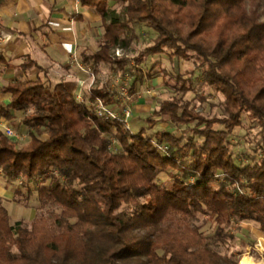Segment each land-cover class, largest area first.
<instances>
[{
	"label": "trees",
	"instance_id": "obj_1",
	"mask_svg": "<svg viewBox=\"0 0 264 264\" xmlns=\"http://www.w3.org/2000/svg\"><path fill=\"white\" fill-rule=\"evenodd\" d=\"M261 2L79 0L96 10L103 30L97 49L81 51L80 62L94 72L105 64L113 74L128 73L131 93L147 78L140 64L168 51L171 62L202 68L204 81L223 96L221 112L207 117L197 111L193 102L204 98L184 99L192 87L179 77L173 89L180 96L160 99L133 134L124 122L93 112L89 101L95 97L113 105L106 83L94 85L87 102L62 82L52 83L44 70L35 80L2 87L11 100L0 105V115L13 119L21 113L19 122L30 133L18 147L0 132V181L13 186L20 175L24 184L14 188V202L23 197L27 205L32 198L58 212L52 224L35 218L28 227L22 220L11 223L0 199V264H237L242 250L220 255L192 220L202 215L212 225L209 238L226 246L236 241L230 231L234 221L250 222L264 235V155L256 157L252 146L246 163L237 164L229 141L243 115L258 124L264 140ZM134 22L155 36L130 63L114 50L130 45ZM161 70L166 84L168 74ZM155 117H164L171 129L147 134L162 122ZM111 139L118 150L110 148ZM168 169L181 175L171 172L169 185L157 183ZM33 183L38 185L32 188Z\"/></svg>",
	"mask_w": 264,
	"mask_h": 264
},
{
	"label": "crops",
	"instance_id": "obj_2",
	"mask_svg": "<svg viewBox=\"0 0 264 264\" xmlns=\"http://www.w3.org/2000/svg\"><path fill=\"white\" fill-rule=\"evenodd\" d=\"M102 32L100 15L93 7L80 5L79 0H0V105L5 107L11 100V94L4 92L2 87L16 80H35L42 75V70L52 83L62 82L70 93L76 95L80 92L87 102L89 95L79 82L85 79V75L70 63L73 55L80 62L79 53L83 50L94 52ZM30 62L34 64L28 67ZM103 65L105 64L98 66L97 72L93 71L94 85L106 83L108 91L111 86L117 85L110 80V76L116 74L99 78ZM141 87V84L136 85L131 92L132 114L135 118L134 121L131 120V126L130 121L128 125L133 134L143 124L140 122L145 117L141 116L142 112L151 113L157 108L149 110V103L141 101L147 89L141 90ZM108 92L114 95L112 91ZM137 99L139 102H135ZM14 121L15 118L7 119L0 115V132L4 133V122L13 128ZM15 129L16 133L24 137L22 140H15L17 144L29 140V127L19 123ZM26 136L28 140L25 141ZM13 190V186L0 181L2 203L7 200L6 202L17 205L12 200Z\"/></svg>",
	"mask_w": 264,
	"mask_h": 264
},
{
	"label": "rangeland",
	"instance_id": "obj_3",
	"mask_svg": "<svg viewBox=\"0 0 264 264\" xmlns=\"http://www.w3.org/2000/svg\"><path fill=\"white\" fill-rule=\"evenodd\" d=\"M115 14H119L121 11V7L119 4H115L112 6ZM260 13V19H264V2L260 3L258 8ZM130 26L133 28L134 38L131 41L130 45L127 48L120 49L121 56H127L130 63H133V57L137 54L138 51L143 48L149 46L153 38L155 36L154 32L145 24L134 22L131 23ZM168 51L161 52L159 54L148 56L144 63H141L140 66L143 68V73L147 76L145 83H141L142 89L150 90V94L144 93L142 95L141 101H145L149 103V110L157 107L158 101L160 99H169L172 97L180 96V92L173 89V86L177 84V79L179 77L180 80L187 79L189 85L192 87L187 92H185L183 98L191 99L194 94H198L204 101L195 100L193 105L197 111L203 113V115L207 117L220 115V101L223 99L222 94L215 90L214 87L210 86L204 81L202 68L198 67L197 64H192L190 61H182V60H174L170 61L167 56ZM158 63L152 72H148V66L153 63ZM165 69L167 76L169 77L168 82L164 84L162 82V70ZM114 69L110 68L108 65H103V69L101 72V77L105 78L109 74L113 73ZM154 73V74H152ZM151 74L153 76H148ZM131 77V76H130ZM97 78V77H96ZM133 78V76H132ZM184 81V80H183ZM187 82V83H188ZM139 89V88H138ZM135 102H139V99L135 100ZM151 108V109H150ZM149 113V111H147ZM133 113V111H132ZM148 113L142 112L141 116H146ZM21 117V113L16 112V115L13 117L16 121L12 124V129L16 130V126L19 125V119ZM135 115L132 114L129 118L130 126ZM160 119L162 122H158L154 127L147 131V134H151L156 130H167L169 131L171 127H166V122L164 121V117H155ZM144 119L142 118L140 122ZM134 121V120H133ZM142 123L139 125L141 126ZM218 127L219 126H215ZM259 126L255 121H250L245 115L242 117V126L240 128H236L232 136L230 137V146L233 152V155L236 159L237 164H244L248 160V156L252 155V146L257 147L256 157H262L264 155V140L257 133L259 131ZM136 133V132H135ZM181 132H178L179 136ZM45 135V134H44ZM45 138V136H41ZM14 139V138H12ZM16 140V139H14ZM28 140V136H26L25 141ZM28 141L21 143L22 145L26 144ZM17 143V142H16ZM21 144H17L18 147L22 146ZM110 148L114 151L118 150L116 143L111 139ZM171 172L179 177L181 174L178 172H173L170 169L161 173L157 179V183L167 186L171 182ZM38 184L33 183L31 187H36ZM18 187L17 183L13 185V188ZM23 189V188H22ZM36 195V193H34ZM35 197V196H34ZM20 198L21 202L17 203V205H13L10 202H3V205L7 207V211L9 214L10 222H14L16 220H22L25 226L30 225L31 220L35 218H41L48 225L53 223L54 215L58 212V210L51 206H40L35 200L30 198L27 202V205H23L24 198ZM192 223L199 227V230L206 236L207 242L211 249L215 250L220 255H225L228 252H234L236 249H240L243 252L236 258L237 264H264V235L260 234L254 224L246 221H234L231 224L230 231L234 233L236 236V241L228 246L222 245L221 243L214 242L209 238V235L212 233V225L209 222H205L204 217L202 215H197L196 219L192 220ZM240 228L242 230H240ZM238 261V262H237Z\"/></svg>",
	"mask_w": 264,
	"mask_h": 264
},
{
	"label": "built area",
	"instance_id": "obj_4",
	"mask_svg": "<svg viewBox=\"0 0 264 264\" xmlns=\"http://www.w3.org/2000/svg\"><path fill=\"white\" fill-rule=\"evenodd\" d=\"M121 50L116 48L114 54L116 56H121ZM71 66H76L81 72L84 73L85 79L80 80V85L84 87L85 91L89 94L90 89L94 86L95 83V74L90 67L84 66L78 59L73 55ZM110 80L114 81L116 86H111L108 91H112L113 95V105H106L99 97H95L90 101L93 112L96 116L102 117L104 119H115L125 123L126 127L129 128L128 121L132 114L131 103L133 100L132 94L129 91L131 77L128 73H123L121 75L110 76ZM145 92L150 94V90L146 89ZM76 99L81 101L83 100L82 95L77 93ZM4 134L8 137H12L16 140H22L24 137L22 134L16 133L7 122L3 124ZM159 151L167 154V147L160 145L158 146ZM1 174V171H0ZM15 182L19 187L23 186L24 182L20 175L15 177Z\"/></svg>",
	"mask_w": 264,
	"mask_h": 264
},
{
	"label": "bare ground",
	"instance_id": "obj_5",
	"mask_svg": "<svg viewBox=\"0 0 264 264\" xmlns=\"http://www.w3.org/2000/svg\"><path fill=\"white\" fill-rule=\"evenodd\" d=\"M249 264H251V263H249Z\"/></svg>",
	"mask_w": 264,
	"mask_h": 264
}]
</instances>
